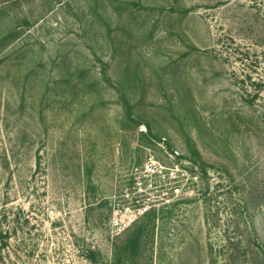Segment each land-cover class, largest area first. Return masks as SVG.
<instances>
[{
    "label": "rangeland",
    "instance_id": "rangeland-1",
    "mask_svg": "<svg viewBox=\"0 0 264 264\" xmlns=\"http://www.w3.org/2000/svg\"><path fill=\"white\" fill-rule=\"evenodd\" d=\"M0 264H264V0H0Z\"/></svg>",
    "mask_w": 264,
    "mask_h": 264
},
{
    "label": "trees",
    "instance_id": "trees-1",
    "mask_svg": "<svg viewBox=\"0 0 264 264\" xmlns=\"http://www.w3.org/2000/svg\"><path fill=\"white\" fill-rule=\"evenodd\" d=\"M143 232V230H138L137 233H136V237H135V240H133V243H137L139 242L140 238H141V233Z\"/></svg>",
    "mask_w": 264,
    "mask_h": 264
},
{
    "label": "built area",
    "instance_id": "built-area-1",
    "mask_svg": "<svg viewBox=\"0 0 264 264\" xmlns=\"http://www.w3.org/2000/svg\"><path fill=\"white\" fill-rule=\"evenodd\" d=\"M175 154L178 155L179 153L178 152H175ZM150 167H152V166H150Z\"/></svg>",
    "mask_w": 264,
    "mask_h": 264
}]
</instances>
